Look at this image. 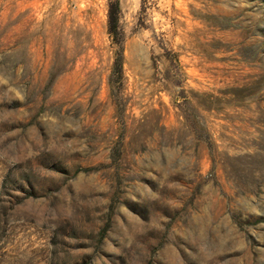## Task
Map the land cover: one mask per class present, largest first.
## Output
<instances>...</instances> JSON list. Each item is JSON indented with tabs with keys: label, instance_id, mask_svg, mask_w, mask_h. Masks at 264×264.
Listing matches in <instances>:
<instances>
[{
	"label": "rangeland",
	"instance_id": "obj_1",
	"mask_svg": "<svg viewBox=\"0 0 264 264\" xmlns=\"http://www.w3.org/2000/svg\"><path fill=\"white\" fill-rule=\"evenodd\" d=\"M0 264H264V0H0Z\"/></svg>",
	"mask_w": 264,
	"mask_h": 264
},
{
	"label": "trees",
	"instance_id": "obj_2",
	"mask_svg": "<svg viewBox=\"0 0 264 264\" xmlns=\"http://www.w3.org/2000/svg\"><path fill=\"white\" fill-rule=\"evenodd\" d=\"M113 31V30H112ZM116 64L117 66L120 68L123 66V61H122V58H119L117 61H116Z\"/></svg>",
	"mask_w": 264,
	"mask_h": 264
}]
</instances>
